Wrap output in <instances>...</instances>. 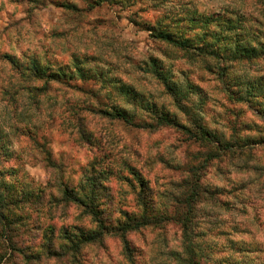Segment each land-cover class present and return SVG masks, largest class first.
<instances>
[{"label": "rangeland", "instance_id": "obj_1", "mask_svg": "<svg viewBox=\"0 0 264 264\" xmlns=\"http://www.w3.org/2000/svg\"><path fill=\"white\" fill-rule=\"evenodd\" d=\"M60 3L74 4L79 11L56 6ZM186 11L245 16L246 24L254 27L263 20L258 0H105L92 8L87 0H0V55L35 56L54 68L78 57L102 73L99 80H62L42 94H30L9 65L0 61V128L8 134L12 152L0 160V169L5 170L3 177L12 175L16 189L27 184L25 188L35 194L45 192L40 202L14 211L25 224L12 223L9 235L23 252L9 246L0 264H74L70 258L46 256L41 250V230L49 225L57 234L71 222L94 228L91 218L74 204L56 199L61 197L57 189H79L94 170L102 173L103 185L96 200L105 204L111 219L120 208L138 212L128 167L144 177V193L157 207L178 195L189 168H201L200 182L209 191L187 233L169 222L127 236L141 264H189L190 246L192 258L200 264H264V146L250 154L225 152L202 168L212 149L187 133L200 126L223 141L238 136L264 139V122L228 95L212 71V60L191 58L153 42L142 29L164 13L172 17ZM152 59L179 87L187 80L198 92L184 91L173 98L141 68ZM228 67L230 83L264 78V57ZM121 84L140 92L145 103L168 113L180 126L159 125L153 112L126 102L117 94ZM113 103L134 112L141 126L100 113ZM49 205L54 209L47 214ZM78 258L79 264H127L116 236L85 247Z\"/></svg>", "mask_w": 264, "mask_h": 264}, {"label": "trees", "instance_id": "obj_2", "mask_svg": "<svg viewBox=\"0 0 264 264\" xmlns=\"http://www.w3.org/2000/svg\"><path fill=\"white\" fill-rule=\"evenodd\" d=\"M88 7L92 8L99 5L105 0H87ZM115 1V0H113ZM138 1V0H136ZM261 6V15L263 20L259 26L246 24L245 16L224 14H198L197 11H186L185 15L168 16L166 13L156 18L153 24L146 23L142 29L148 32L153 42L165 44L175 50H178L191 58H205L214 62V73L222 84V87L230 97L236 101L243 102L249 110L257 117L258 120L264 122V78H245L235 79L229 82L228 65L234 62H252L256 59L264 57V0H258ZM78 12V8L74 4H56ZM234 14V13H233ZM0 61L9 65L10 69L17 74L18 79L22 81L23 88L27 93H44L52 83L62 80H99L102 73L97 68L85 66V62L78 57H73L70 64L52 67L45 64L35 56L24 55L21 58L9 54H1ZM144 72L150 73L158 79L175 99L179 98L183 92L196 93L197 86L193 83L186 82L184 87H179L175 83L167 70L156 59L141 66ZM216 71V72H215ZM116 83V81H113ZM117 94L126 102H136L143 109L150 110L159 125H175L180 126L174 118L164 111H158L155 105L150 106L144 102L143 95L129 85L121 84L117 86ZM17 93V91H14ZM12 95V94H11ZM105 116L121 121L124 124L132 126H141L135 122L134 112L118 103L109 104L106 109L99 110ZM151 126V125H150ZM81 135L83 131L81 126L77 125ZM183 127V126H181ZM28 136L31 134L30 129L25 130ZM82 131V132H81ZM25 133V132H24ZM193 138L211 147V153L207 154L202 163V168L213 159L219 158L223 153H234L237 155L250 154V152L264 146L263 138H250L238 136L234 141H223L215 134L202 127H197L195 131L187 130ZM8 134L4 133L0 128V160L7 157L12 152L8 148ZM131 170L134 182H131L132 189L136 192V201L138 212L128 211L120 208L116 218H110L107 207L100 205L96 200L98 191L103 188L100 181L101 172L95 173L91 170L89 176H86L84 182L79 189L73 190L68 186H63L57 194L61 197L57 200H64L66 203L74 204L82 215L89 216L94 224V228L86 229L82 225L73 224L61 226L58 234L54 233L52 225L47 229L41 230L42 243L41 250L44 255L70 258L72 263L79 264L78 254L87 246L94 244H102L103 240L109 236L119 237L123 244V255L127 264H141L138 260V250L131 245L127 236L140 231L148 226H161L166 223H175L179 225L185 233L191 227L195 219V213L199 202H201L205 192L209 191L200 182L198 171L201 168H189L188 176L179 183V193L168 204L155 206L147 199L144 191L147 189L144 177L134 167H128ZM4 169H0V263L7 256V248L9 246L14 250L23 252L16 247L13 238L9 235V231L13 230L12 223L19 222L20 216L14 212L21 210L24 204L31 202H40L41 194L44 190L35 191L25 187L15 188L10 177H3ZM112 174V172H110ZM55 195H52L55 198ZM21 203V204H20ZM55 205V204H54ZM54 207L49 205L47 214L53 213ZM66 216V211H64ZM20 223V222H19ZM24 225L25 222L20 223ZM40 229H43L40 227ZM189 264H200L198 258H192L193 247L188 248ZM141 252V251H140ZM139 252V253H140ZM142 253V252H141ZM140 253V254H141ZM195 255L197 256L196 252ZM143 264V263H142ZM145 264V263H144Z\"/></svg>", "mask_w": 264, "mask_h": 264}]
</instances>
